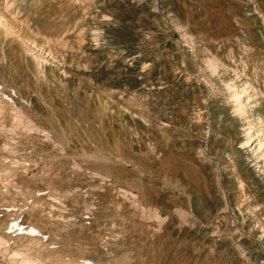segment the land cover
<instances>
[{"label":"rangeland","instance_id":"1","mask_svg":"<svg viewBox=\"0 0 264 264\" xmlns=\"http://www.w3.org/2000/svg\"><path fill=\"white\" fill-rule=\"evenodd\" d=\"M248 124L264 0H0V264H264Z\"/></svg>","mask_w":264,"mask_h":264},{"label":"bare ground","instance_id":"2","mask_svg":"<svg viewBox=\"0 0 264 264\" xmlns=\"http://www.w3.org/2000/svg\"><path fill=\"white\" fill-rule=\"evenodd\" d=\"M241 94L238 93V94H234L233 95V99L235 98L237 101H239V105H240V108H239V111H242L244 112V103L243 101L241 100ZM237 96V97H235ZM254 137H255V133H254V124H248L246 129H245V145L246 146H249L251 147L254 151H263L264 152V140H261V142L257 145H255V140H254Z\"/></svg>","mask_w":264,"mask_h":264}]
</instances>
